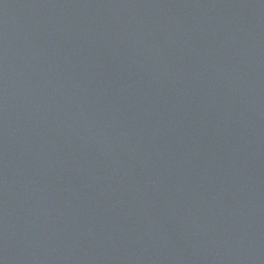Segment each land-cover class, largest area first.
<instances>
[{"label": "water", "instance_id": "obj_1", "mask_svg": "<svg viewBox=\"0 0 264 264\" xmlns=\"http://www.w3.org/2000/svg\"><path fill=\"white\" fill-rule=\"evenodd\" d=\"M0 264H264V0H0Z\"/></svg>", "mask_w": 264, "mask_h": 264}]
</instances>
